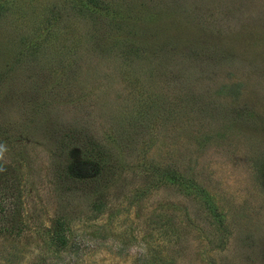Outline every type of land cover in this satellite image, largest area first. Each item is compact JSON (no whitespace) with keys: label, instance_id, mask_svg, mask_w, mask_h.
<instances>
[{"label":"rangeland","instance_id":"374dc122","mask_svg":"<svg viewBox=\"0 0 264 264\" xmlns=\"http://www.w3.org/2000/svg\"><path fill=\"white\" fill-rule=\"evenodd\" d=\"M0 195V264H264V0H0Z\"/></svg>","mask_w":264,"mask_h":264},{"label":"trees","instance_id":"16d2710c","mask_svg":"<svg viewBox=\"0 0 264 264\" xmlns=\"http://www.w3.org/2000/svg\"><path fill=\"white\" fill-rule=\"evenodd\" d=\"M3 195H0V212L2 211V209H3V206H2V204H1V202H2V197ZM52 239H53V242L54 243H57V244H59V243H62V240H63V234H62V232L60 231V229H55L54 231H53V234H52Z\"/></svg>","mask_w":264,"mask_h":264}]
</instances>
